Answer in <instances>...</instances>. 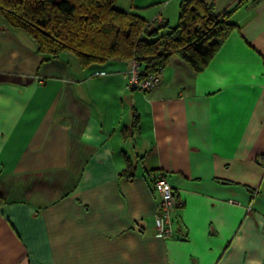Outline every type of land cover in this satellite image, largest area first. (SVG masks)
Listing matches in <instances>:
<instances>
[{
    "label": "crops",
    "instance_id": "crops-1",
    "mask_svg": "<svg viewBox=\"0 0 264 264\" xmlns=\"http://www.w3.org/2000/svg\"><path fill=\"white\" fill-rule=\"evenodd\" d=\"M181 1L163 2L172 26ZM204 1L236 28L147 93L129 60H46L0 14V264H264V0ZM160 174L178 201L165 239Z\"/></svg>",
    "mask_w": 264,
    "mask_h": 264
},
{
    "label": "trees",
    "instance_id": "trees-1",
    "mask_svg": "<svg viewBox=\"0 0 264 264\" xmlns=\"http://www.w3.org/2000/svg\"><path fill=\"white\" fill-rule=\"evenodd\" d=\"M117 1L0 0V14L7 27L34 41L46 60L66 53L84 67L111 59L135 60L141 80L161 74L173 56L201 73L237 26L232 11L217 13L204 0H182L175 26L164 17L150 22L119 9ZM138 118L131 130L138 129ZM121 174L132 179L131 165Z\"/></svg>",
    "mask_w": 264,
    "mask_h": 264
},
{
    "label": "built area",
    "instance_id": "built-area-1",
    "mask_svg": "<svg viewBox=\"0 0 264 264\" xmlns=\"http://www.w3.org/2000/svg\"><path fill=\"white\" fill-rule=\"evenodd\" d=\"M140 71L138 62L132 61L128 73L130 85H136L146 93L151 92L160 82V74H151L146 79L141 80ZM153 187L160 199L155 217L157 235L164 239L169 238L173 234V210L178 201L171 183L164 175L160 174L153 179Z\"/></svg>",
    "mask_w": 264,
    "mask_h": 264
},
{
    "label": "rangeland",
    "instance_id": "rangeland-1",
    "mask_svg": "<svg viewBox=\"0 0 264 264\" xmlns=\"http://www.w3.org/2000/svg\"><path fill=\"white\" fill-rule=\"evenodd\" d=\"M164 1L165 0H118L116 6L124 11H133L143 16L147 21L152 22L157 17H164V15H159ZM68 55L75 57L73 54Z\"/></svg>",
    "mask_w": 264,
    "mask_h": 264
}]
</instances>
